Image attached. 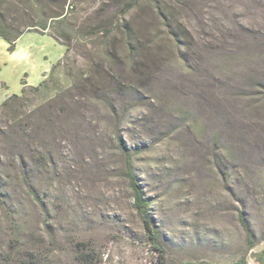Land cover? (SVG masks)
Wrapping results in <instances>:
<instances>
[{
  "label": "rangeland",
  "instance_id": "rangeland-1",
  "mask_svg": "<svg viewBox=\"0 0 264 264\" xmlns=\"http://www.w3.org/2000/svg\"><path fill=\"white\" fill-rule=\"evenodd\" d=\"M40 1L0 12L27 29L54 7ZM61 1L73 40L60 99L22 108L32 140L0 135V264H156L120 140L165 264H264V0ZM8 48L0 39V104L65 52L35 32ZM88 80L94 91L74 88ZM18 154L44 207L9 166Z\"/></svg>",
  "mask_w": 264,
  "mask_h": 264
},
{
  "label": "trees",
  "instance_id": "trees-1",
  "mask_svg": "<svg viewBox=\"0 0 264 264\" xmlns=\"http://www.w3.org/2000/svg\"><path fill=\"white\" fill-rule=\"evenodd\" d=\"M37 4L44 5L43 2L40 0ZM56 0H50V3H53V8L49 9V12L46 9L38 10L40 16V23L30 25L27 29L23 30H15L9 21L5 19L1 12H0V39L5 40L9 44V51H14L17 40L26 32L33 31L41 34L48 33L51 35L57 42L65 47L64 56L58 60L52 67L49 74L45 75L44 80L37 86H32L27 84L26 81L23 82V88L21 94H13L7 97L2 103L0 104V135L6 137L8 136H19L22 138H26L28 140H32L33 136L31 133L28 132V129L25 126L21 125V121L18 120L20 116V111L22 108L26 107L36 98L44 99L47 103H52L56 101V99H60L62 89L56 87V83L60 84L58 79L54 77V74L62 66L66 59L68 60V54L71 49L72 44V35L69 32V17L64 12V8L66 3L62 2L61 0L58 3H54ZM41 2V3H40ZM48 3V2H47ZM45 3V4H47ZM49 4V3H48ZM74 6L73 4H70ZM45 8V7H44ZM37 13V14H38ZM51 21V22H50ZM52 30V31H50ZM130 40V39H129ZM128 44L131 46V41H128ZM132 48V47H131ZM134 50V49H133ZM87 86L78 83L74 88L79 90H88L94 91L95 85L88 80ZM61 90V91H60ZM59 91V92H58ZM90 91V90H89ZM45 102V101H44ZM20 133V134H19ZM33 146L34 149H30L29 155L30 158L33 160L37 158L40 162L48 163V158L51 159L50 152L43 148L35 147L33 144H30L28 148ZM119 147L123 152L126 160V175L129 179L130 187L133 191V203L137 211L142 217L145 231L147 233V237L150 243L151 251L157 254L156 264H165L166 259V249L163 247L162 243L158 238V234L155 230L152 217L149 213V199L146 197L145 191L142 185L139 183L138 177L134 173L133 167V154L129 151L125 143L120 140ZM19 157V162L16 164V157L14 159V163H11L10 167H15L16 171L18 172V179H20L31 193V195L40 203L42 207H44V202L40 199L39 195L37 194L36 190L31 184L30 176H31V164L23 155H17ZM240 221L243 225L244 229L249 233V228L246 223L244 213L240 214ZM250 238V237H249ZM259 264H263L260 260L257 261ZM195 264H208L206 262H198Z\"/></svg>",
  "mask_w": 264,
  "mask_h": 264
},
{
  "label": "crops",
  "instance_id": "crops-1",
  "mask_svg": "<svg viewBox=\"0 0 264 264\" xmlns=\"http://www.w3.org/2000/svg\"><path fill=\"white\" fill-rule=\"evenodd\" d=\"M28 32H30V31H28ZM31 32H33V31H31ZM27 33V32H26ZM35 33H37V32H35ZM25 34V33H24ZM38 34H41V33H38ZM41 35H48V36H51V35H49L48 33H45V34H41ZM52 37V36H51ZM53 38V37H52ZM54 39V38H53ZM56 41V40H55ZM57 42V41H56ZM59 43V42H58ZM60 44V43H59ZM61 45V44H60ZM61 46H63V45H61ZM64 47V46H63ZM64 49H65V47H64ZM65 53V52H64ZM49 72H46V73H44V75H43V79H42V81L44 80V78H45V75L46 74H48ZM41 81V82H42Z\"/></svg>",
  "mask_w": 264,
  "mask_h": 264
}]
</instances>
